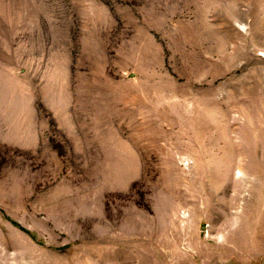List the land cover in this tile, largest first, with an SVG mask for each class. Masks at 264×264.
Masks as SVG:
<instances>
[{
    "label": "rangeland",
    "instance_id": "374dc122",
    "mask_svg": "<svg viewBox=\"0 0 264 264\" xmlns=\"http://www.w3.org/2000/svg\"><path fill=\"white\" fill-rule=\"evenodd\" d=\"M0 264H264V0H0Z\"/></svg>",
    "mask_w": 264,
    "mask_h": 264
}]
</instances>
